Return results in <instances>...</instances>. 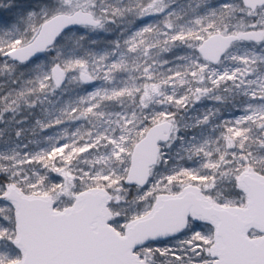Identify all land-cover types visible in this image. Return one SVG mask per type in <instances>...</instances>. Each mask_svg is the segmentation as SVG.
<instances>
[{
	"label": "snow or ice",
	"instance_id": "obj_1",
	"mask_svg": "<svg viewBox=\"0 0 264 264\" xmlns=\"http://www.w3.org/2000/svg\"><path fill=\"white\" fill-rule=\"evenodd\" d=\"M0 264H264V0H0Z\"/></svg>",
	"mask_w": 264,
	"mask_h": 264
}]
</instances>
